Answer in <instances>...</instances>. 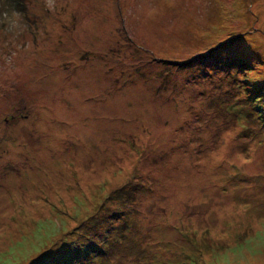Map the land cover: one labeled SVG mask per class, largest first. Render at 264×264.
Returning <instances> with one entry per match:
<instances>
[{"label":"rangeland","instance_id":"rangeland-1","mask_svg":"<svg viewBox=\"0 0 264 264\" xmlns=\"http://www.w3.org/2000/svg\"><path fill=\"white\" fill-rule=\"evenodd\" d=\"M262 86L264 0H0V264H264Z\"/></svg>","mask_w":264,"mask_h":264},{"label":"trees","instance_id":"trees-1","mask_svg":"<svg viewBox=\"0 0 264 264\" xmlns=\"http://www.w3.org/2000/svg\"><path fill=\"white\" fill-rule=\"evenodd\" d=\"M252 97L254 98V107L259 112L258 116L263 119L262 122L264 125V86H262V88H258L256 92L252 94ZM116 192L117 191H114L111 196L114 197L115 195H118ZM108 199H111V197Z\"/></svg>","mask_w":264,"mask_h":264},{"label":"bare ground","instance_id":"bare-ground-1","mask_svg":"<svg viewBox=\"0 0 264 264\" xmlns=\"http://www.w3.org/2000/svg\"><path fill=\"white\" fill-rule=\"evenodd\" d=\"M30 173V172H29ZM32 174V173H31ZM180 186V185H179ZM180 194V193H179ZM181 195V194H180ZM183 199V198H182ZM184 201V200H183ZM10 203V202H9Z\"/></svg>","mask_w":264,"mask_h":264}]
</instances>
